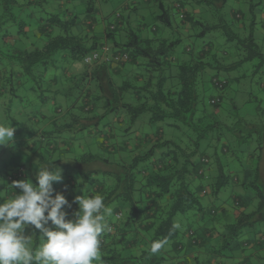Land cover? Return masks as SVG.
I'll return each instance as SVG.
<instances>
[{
  "label": "trees",
  "instance_id": "16d2710c",
  "mask_svg": "<svg viewBox=\"0 0 264 264\" xmlns=\"http://www.w3.org/2000/svg\"><path fill=\"white\" fill-rule=\"evenodd\" d=\"M226 2L143 0L105 23L94 0H0V122L15 129L0 145V202L20 191L12 181L52 164L62 173L53 189L71 205L63 209L68 219L79 188L111 209L103 264H264V125L244 130L233 100L230 115L223 112L236 78L211 76L206 85L215 94L204 99L206 71L252 64L264 76L254 13L246 24L239 12L227 18ZM75 3L82 10L69 7ZM260 17L264 42V0ZM213 32L238 55L230 60L216 49ZM180 34L201 46L177 57ZM88 55L92 61L69 74L66 65ZM145 114L147 124H159L155 133L135 128ZM165 122L179 136L167 139ZM22 150L37 155L32 165ZM24 231L39 244V230ZM165 238L152 254L151 243Z\"/></svg>",
  "mask_w": 264,
  "mask_h": 264
},
{
  "label": "clouds",
  "instance_id": "9594fccd",
  "mask_svg": "<svg viewBox=\"0 0 264 264\" xmlns=\"http://www.w3.org/2000/svg\"><path fill=\"white\" fill-rule=\"evenodd\" d=\"M14 132L10 122H0V145L10 143ZM35 179L36 184L29 179L12 181L11 187L20 191L0 202V264H103L101 236L111 231L106 219L111 209L103 196L81 189L73 201L78 210L68 219L63 209L71 205L53 189V182L62 181L61 170L43 165ZM28 226L39 230L38 245L35 233L25 235ZM167 243V238L153 241L150 252L158 253Z\"/></svg>",
  "mask_w": 264,
  "mask_h": 264
},
{
  "label": "rangeland",
  "instance_id": "374dc122",
  "mask_svg": "<svg viewBox=\"0 0 264 264\" xmlns=\"http://www.w3.org/2000/svg\"><path fill=\"white\" fill-rule=\"evenodd\" d=\"M143 0H94V3L96 6L99 7L101 16L105 19L108 23H112L115 16L117 14H120L121 16L126 18V15H124L123 7L126 5H132V3L141 4ZM258 3V4H257ZM257 4L254 9H251V5ZM262 5V0H227L225 5V13L227 18H231L230 13L231 12H239L241 13L242 20L240 22L245 23L249 18H251L252 14L255 17L256 26L254 29V32L256 34L258 45L264 49V42H262L259 38L263 35V33L259 32V24H260V6ZM75 8L77 12L79 10H82L84 5H81L79 3L78 5L75 4H69V7ZM253 10V12H252ZM141 13L145 16V23L147 24V29L151 28L154 25V22L151 19V15H148V11L143 12V10H140ZM98 18H100L97 15ZM96 17V18H97ZM176 19V18H175ZM246 24V23H245ZM160 31L163 29L162 27L159 28ZM145 30L143 31V35H146ZM150 35V33H148ZM211 37L214 41V47L222 52L229 53L230 54V60H232L234 56H237L238 53L235 48V44L233 43H225V41L222 40L219 32H213L208 36ZM207 37V38H208ZM205 40H203L204 42ZM222 41V42H220ZM220 42V43H218ZM202 40L201 39H194V38H186L184 35L180 34V43L178 47L176 48L177 57L178 56H184L183 54H180L183 52L184 48H194L193 51L197 50L199 46H201ZM219 51V52H220ZM232 51V52H231ZM221 52V53H222ZM220 53V55H221ZM92 61L91 56H86L83 59L82 63L74 62L71 65H66L67 70L69 71V74H74L73 67L76 68V66H79L80 69H83V65L85 63H90ZM206 78H205V86L207 88V92L204 93V99H207L213 93L215 94L212 89H209V84L206 85V83H209V79L211 76H217L220 79H238L236 82L233 80L231 89L228 91L227 95L225 96V99L222 104V110L226 114V116L230 115L232 110L231 100L235 103V105L238 108L237 116L238 121H240L241 126L245 130L248 126H263L264 125V89L261 87L264 83V76L261 78L259 74L254 73L252 64H242L240 65L236 70H232L230 72L224 73V72H216V71H206ZM261 78V79H260ZM148 119V115H142L140 117V120L136 123L135 128L138 129L139 133H155L156 127L159 125H150L147 124L146 121ZM225 121V120H224ZM226 121H232V117L230 116L229 119L227 118ZM4 122V121H2ZM233 122V121H232ZM225 123V122H224ZM168 122H165V124H161V127L163 128V135L166 136L167 139H173L176 136H179V132L176 130H173V128L167 126ZM226 124V123H225ZM140 129V130H139ZM208 143V141H203L199 148V153L203 152V147ZM208 152H205L207 154H211V149H207ZM56 167V166H55ZM37 169V168H36ZM262 180L264 182V157L261 164L260 169ZM2 177H0V183H3L2 181H5L4 174H0ZM29 176V174H27ZM36 174H34L35 176ZM56 184V182H54ZM230 189L223 190L219 194V198L222 200H228ZM205 199V198H204ZM203 199V200H204ZM209 199H205V203L207 204ZM210 201V200H209ZM221 201V200H220ZM229 204H222L221 208L229 209L227 206ZM231 210V209H230ZM222 215L221 213L219 216ZM219 216L217 215V219H219ZM179 217V216H178ZM177 220H175L176 223Z\"/></svg>",
  "mask_w": 264,
  "mask_h": 264
},
{
  "label": "crops",
  "instance_id": "0c3cea01",
  "mask_svg": "<svg viewBox=\"0 0 264 264\" xmlns=\"http://www.w3.org/2000/svg\"><path fill=\"white\" fill-rule=\"evenodd\" d=\"M262 15H263V14H262ZM74 72H75V73H76V72H81L80 67H79V66H76V68H74ZM31 145H32V143H30V141H28L26 146H31ZM38 145H39V144H38ZM22 151H23V153H22V158H23V160L29 162L30 165H32L33 161L36 160L37 155H36V154H34V155L29 154L28 152H29L30 150H22ZM35 176H36V175H35ZM35 176H34V174H29L28 178L33 182V180H35ZM33 184H34V182H33ZM80 189H81V188H79V189L76 190L77 195H81L82 192H84V189H82V192H81ZM70 195H71V194H70ZM73 198H75V197H73Z\"/></svg>",
  "mask_w": 264,
  "mask_h": 264
},
{
  "label": "built area",
  "instance_id": "2783aa9c",
  "mask_svg": "<svg viewBox=\"0 0 264 264\" xmlns=\"http://www.w3.org/2000/svg\"><path fill=\"white\" fill-rule=\"evenodd\" d=\"M94 59H95V57H94Z\"/></svg>",
  "mask_w": 264,
  "mask_h": 264
}]
</instances>
